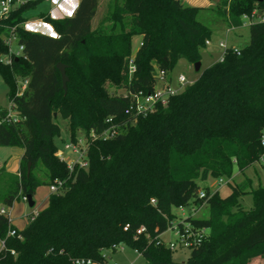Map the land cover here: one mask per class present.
Masks as SVG:
<instances>
[{
  "label": "trees",
  "instance_id": "obj_1",
  "mask_svg": "<svg viewBox=\"0 0 264 264\" xmlns=\"http://www.w3.org/2000/svg\"><path fill=\"white\" fill-rule=\"evenodd\" d=\"M98 3L79 0L70 16L59 19L35 15L56 36L25 30L24 13L35 3L17 4L2 22L15 25L23 46L10 63L1 59L6 29L0 27V77L17 115L15 121H0V146L22 149L16 173L0 167V208L32 197L54 179L62 181L23 229L0 213V264L102 263L101 251L122 243L146 264H247L264 258V185L251 188L244 179L225 196L207 186L202 196L198 192V181L228 178L234 167L242 171L264 152V22L248 25V44L238 54L227 48L221 61L204 68L165 106L131 123L120 90H149L158 70L169 76L179 59L200 61L211 31L196 18L198 9L182 0H114L91 29ZM216 8L226 26L236 28L243 14L264 10V0H217ZM134 36L140 44L129 75ZM58 62L65 65V91ZM16 77L26 79L19 93ZM111 82L116 87L109 94ZM5 114L0 107V119ZM57 115L67 121L71 140L77 127L100 132L108 117L121 125L112 138L88 137L87 168L69 171L55 155ZM246 194L248 208L239 200ZM189 204L205 205L207 216L184 217L177 228L204 233L187 260L178 262L159 235L171 225V208ZM140 226L144 230L136 233Z\"/></svg>",
  "mask_w": 264,
  "mask_h": 264
},
{
  "label": "rangeland",
  "instance_id": "obj_2",
  "mask_svg": "<svg viewBox=\"0 0 264 264\" xmlns=\"http://www.w3.org/2000/svg\"><path fill=\"white\" fill-rule=\"evenodd\" d=\"M27 1V0H22ZM33 1L34 7L29 9L24 13L25 17L32 18L40 12H45L50 6L49 2H45V0H28ZM106 1L108 0H99L98 3V11L94 18L98 19L100 14L105 11L107 5L110 9L111 4L114 0H109L106 5ZM118 3L121 0H117ZM217 0H182L183 4L186 6H193L198 9L196 18L203 23L205 26L209 28L211 31L209 37V45H205L200 50V66L198 71L193 68V64L187 62L183 59H179L175 65L172 67L170 71V75L172 81L174 82L175 77L178 73L184 74L187 80L194 81L197 79L200 72L208 67L210 64L214 63L217 57L221 54L222 50L216 45L218 41H222L228 46L241 48L248 44L249 35H248V26H239L236 28H228L225 24L224 15L219 12L216 8ZM140 39L138 36H134L131 40V52H133L137 47ZM24 79L21 77H16V85L17 87L22 84ZM116 84L115 82H111L107 87V92L113 93L115 90ZM184 89V88H183ZM6 86L4 84L3 79L0 77V107L7 108L9 106V102L5 96ZM120 93H123V90H120ZM57 125L59 126V136L53 138V142L56 145L57 149L62 150L63 144L69 141V132L67 127V121L62 119L60 116H56L53 119ZM134 123V122H132ZM74 134L76 136L86 135L87 132L83 130L81 127H77L74 130ZM64 159L74 158V155H71L67 151L63 150ZM219 176L211 177L209 176L206 181H198L200 193L204 188V186H209L208 189L210 192L217 191L220 196H225L230 192V185L239 183L244 179H248L250 182L251 188H254L258 185H264V165H261L259 161H255L242 171H238L235 167L233 168V173L230 177L224 179V183L217 184V179ZM50 194L48 187L45 188L44 185L38 186L35 189L33 195V206H28L26 202L19 201L17 206L15 205L12 211L13 215H16V219H24V216L27 214V221L32 219L36 213L38 212V208L42 207L46 198ZM240 203L244 208L251 205V196L249 194L243 195L240 197ZM20 205L21 207H19ZM247 205V206H246ZM19 207V208H18ZM192 216L204 218L207 216V207L205 205H201L199 207L189 204L186 206H178L171 208V214L169 217L170 226L159 235L160 241L164 244L169 241L174 240L172 227L176 225L177 222L181 221L184 217ZM194 238V235L191 236ZM121 248V249H120ZM102 256L105 258L107 264H146L145 259L139 255L134 249L126 246L125 244H120V247H116V249H103L101 251ZM190 254V249L186 247H176L171 251V258L174 261L182 262L186 261ZM247 264H264V258H258V260H251Z\"/></svg>",
  "mask_w": 264,
  "mask_h": 264
},
{
  "label": "built area",
  "instance_id": "obj_3",
  "mask_svg": "<svg viewBox=\"0 0 264 264\" xmlns=\"http://www.w3.org/2000/svg\"><path fill=\"white\" fill-rule=\"evenodd\" d=\"M21 3L20 0H0V27H4L5 34L2 36V42L6 47L5 53L1 56V59L5 63H10L12 58H17L22 54L23 46L18 43V38L15 32V25H6L3 26V21L8 17L9 13L16 7L17 4ZM253 22H264V10L252 9L250 14H243L241 16V25L248 26ZM231 29H233L231 27ZM140 42L138 43V45ZM209 38L204 41V45H209ZM221 50V54L216 61H221L223 58V53L227 48H230L234 53L238 54L239 49L237 47L228 46L222 41H218L216 44ZM128 61V74L130 75L134 71V65L132 63V56ZM25 82V81H24ZM193 81L187 80V78L182 73H178L175 77L174 82L172 81L171 75L167 76L163 70H158L154 76V81L152 82L151 88L149 90H128L123 91V97H126L128 104L124 109V115L129 118L128 121L134 122L136 118L140 115H146L147 113L152 112L157 106H165L168 99L180 92L186 85L191 84ZM21 87V86H20ZM17 115L13 109L11 103L6 108V114L3 120H12L15 121ZM106 126L100 131L95 132L94 130H89L86 135L75 136L74 140L69 139L67 143L63 144V149H56L55 155L62 161L65 162L66 168L69 171H72L74 167L86 169L88 161L86 159L87 146H88V137L91 139H102L106 140L114 137L120 129V123L112 120V117L105 119ZM261 145L264 147V138L261 140ZM63 150L67 151L71 155H74V158L64 159ZM258 161L261 165H264V152L259 157ZM225 178H218L217 184L224 183ZM62 185L60 179H54L52 183L48 185L50 193H53L59 189ZM200 196L203 195L202 191L199 193ZM22 202H26V197L22 196L20 199ZM151 203H154L153 199H150ZM0 213L5 214L4 209H0ZM126 227H123L125 229ZM187 228V226H186ZM144 230L142 226L136 229V233H140ZM174 240L169 241L165 245L169 249H175L176 247H186V248H195L199 245V241L204 233V230L190 231L186 230L181 232L176 225L172 227ZM8 235H14V230H9ZM194 235V238L191 236ZM20 238V235H17ZM3 246V242L1 241ZM120 247V244L114 245L113 249ZM110 249V250H113ZM121 249V248H120ZM10 253L13 254L14 251L10 250ZM103 257V256H102ZM103 262L98 263L90 259H75V264H107L105 258L103 257Z\"/></svg>",
  "mask_w": 264,
  "mask_h": 264
},
{
  "label": "crops",
  "instance_id": "obj_4",
  "mask_svg": "<svg viewBox=\"0 0 264 264\" xmlns=\"http://www.w3.org/2000/svg\"><path fill=\"white\" fill-rule=\"evenodd\" d=\"M20 1L22 2V0H20ZM78 1L79 0H45V2L50 3V6L47 9V11H45L43 13H47L51 18H54V19H59V18H63L66 16H70L73 13L74 9L76 8ZM108 2H109V0L106 1V5L108 4ZM98 8L99 7H97L94 16L91 18V21H90L91 29H94L97 26V24L99 23V21L102 19V17L105 15V13L108 9V5H107L105 11H103V13L99 15L100 17L98 19H95V21H94V18L96 16ZM22 26L27 31L37 32V33H41V34H45V35H49V36H56V33L53 30V28L49 24L43 22L41 19H39L36 16H33L32 18L26 19L22 23ZM218 58L219 57H217L216 60ZM25 84H26V79H24L22 84L19 85V89H18L17 93H19L24 88ZM3 108H5V107H3ZM21 154H22V149L20 147H17V146H0V167L3 165L8 172L16 173L18 170V164H19V159L21 157ZM207 187H209V186H207ZM45 188H46V186H45ZM32 198H33V196H32ZM19 201H15V202H13L11 207L3 208V209H4L5 214L8 215L11 225L20 230L26 226V224L28 222L27 221L28 215L26 214L24 216V219L18 220V219H16V215L15 214L13 215L12 211H10L14 208L15 205L17 206V204H19ZM33 205H34V203H33ZM46 205H47V198H46L43 206L38 208V211L43 209ZM18 206L21 207L20 205H18ZM248 207H250V206H247V208ZM1 248H2V244H1V240H0V249Z\"/></svg>",
  "mask_w": 264,
  "mask_h": 264
},
{
  "label": "water",
  "instance_id": "obj_5",
  "mask_svg": "<svg viewBox=\"0 0 264 264\" xmlns=\"http://www.w3.org/2000/svg\"><path fill=\"white\" fill-rule=\"evenodd\" d=\"M55 66H56V69L58 70V72L60 74L62 89H63V91H65V89H66V82L68 80V78H67V76L65 74V65L63 63L58 62V63H56ZM199 66H200V61H196V62L193 63V68L195 70H197V71L199 69ZM28 171H29V167L27 166V173H28ZM25 197H26V203H27V205L30 206V207L33 206V203L34 202L32 200L31 195L27 194Z\"/></svg>",
  "mask_w": 264,
  "mask_h": 264
}]
</instances>
